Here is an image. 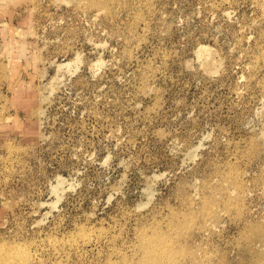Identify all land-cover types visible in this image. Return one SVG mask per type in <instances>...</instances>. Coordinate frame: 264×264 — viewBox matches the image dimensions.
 I'll list each match as a JSON object with an SVG mask.
<instances>
[{
  "label": "rangeland",
  "instance_id": "374dc122",
  "mask_svg": "<svg viewBox=\"0 0 264 264\" xmlns=\"http://www.w3.org/2000/svg\"><path fill=\"white\" fill-rule=\"evenodd\" d=\"M0 20V264H264V0Z\"/></svg>",
  "mask_w": 264,
  "mask_h": 264
},
{
  "label": "crops",
  "instance_id": "0c3cea01",
  "mask_svg": "<svg viewBox=\"0 0 264 264\" xmlns=\"http://www.w3.org/2000/svg\"><path fill=\"white\" fill-rule=\"evenodd\" d=\"M4 27H5V26H2V21L0 20V36L3 35V37H4L5 34H6V30H5ZM3 41H4V40H3V38L1 37V38H0V43L3 42Z\"/></svg>",
  "mask_w": 264,
  "mask_h": 264
}]
</instances>
